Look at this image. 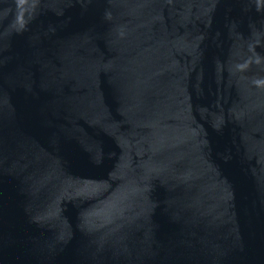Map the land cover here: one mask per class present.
Returning a JSON list of instances; mask_svg holds the SVG:
<instances>
[{"label": "water", "instance_id": "95a60500", "mask_svg": "<svg viewBox=\"0 0 264 264\" xmlns=\"http://www.w3.org/2000/svg\"><path fill=\"white\" fill-rule=\"evenodd\" d=\"M0 264H264V0H0Z\"/></svg>", "mask_w": 264, "mask_h": 264}]
</instances>
